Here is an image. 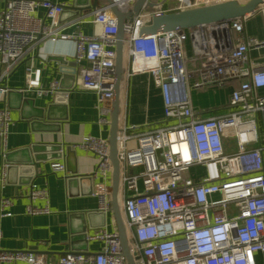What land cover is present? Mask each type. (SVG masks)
Instances as JSON below:
<instances>
[{
  "label": "built area",
  "instance_id": "1",
  "mask_svg": "<svg viewBox=\"0 0 264 264\" xmlns=\"http://www.w3.org/2000/svg\"><path fill=\"white\" fill-rule=\"evenodd\" d=\"M112 0L131 13L124 19V73L148 72L160 90L165 124L120 125L116 137L119 160L118 203L129 251L135 264H264V35H244L246 19L258 14L264 33V2L249 15L140 34V27L153 14L174 12L221 0H175L174 6L142 0ZM73 4L53 0H4L0 9V79L23 65L21 88L0 84V98L9 90L33 91L37 97L76 90L96 94L98 123L109 124L114 86L117 18L111 4L94 8L90 17L61 22L60 15ZM43 9V16L36 13ZM93 23L97 32L82 31ZM214 31V37L211 31ZM49 41H71L75 71L68 87L59 79L41 83L42 66L24 62L29 48ZM239 81L230 93L226 111L204 114L192 104L191 92L209 86L222 87ZM8 106L0 107V141L5 144L11 124ZM232 140L235 149L225 150ZM253 146V144H257ZM78 146L96 158L92 194L97 209L110 208L112 164L108 140L82 136ZM64 170L61 162L51 164ZM202 166L203 174L188 170ZM7 164L0 180L5 183ZM29 197H44L46 191L32 186ZM10 199L0 200V216ZM30 214L48 212L27 206ZM2 233L0 230V239ZM104 247L96 253L66 252L51 261L30 249L0 247V264H129L122 254L116 231L105 228L87 235Z\"/></svg>",
  "mask_w": 264,
  "mask_h": 264
},
{
  "label": "crops",
  "instance_id": "2",
  "mask_svg": "<svg viewBox=\"0 0 264 264\" xmlns=\"http://www.w3.org/2000/svg\"><path fill=\"white\" fill-rule=\"evenodd\" d=\"M53 1L74 5L76 0ZM154 1L162 2L165 8L174 6L176 2ZM3 3L4 0H0V9ZM92 3L93 0H89L88 7L79 6L76 15L74 11L77 9H67L61 15V22L77 18L80 13L89 18L91 10L107 4V1L97 0L95 6ZM36 13L43 16L44 11L38 8ZM254 15L246 19L244 35L263 37L262 19L258 14V17ZM81 29L92 34L99 27L93 23H83ZM73 52L71 41H45L29 48L24 62L31 59L42 66L43 85L57 78L66 88L71 83L72 70H75ZM56 57H62L65 64L58 62ZM123 68L125 73L128 70L126 58ZM2 71L3 65L0 62V74ZM24 82L23 65L15 67L0 79L1 85L10 88H21ZM238 83L232 81L219 88L212 86L213 94L207 97L200 96L205 88L194 90L191 92L192 104L204 109L203 115L226 111L230 93ZM4 105L10 110L12 122L5 144L0 141V170L3 163L9 166L5 183L2 184L0 180V200L8 198L11 204L5 209L9 215L0 216V247L5 250L30 249L45 254L51 261L66 252L101 251L104 242L87 239V235L102 228L118 233V228L111 205L107 212L99 211L97 198L92 194L98 182V178L91 176L96 167L94 154L76 145L82 136L87 135L108 140L109 124H101L97 120L99 111L96 94L76 90L67 94L59 91L54 95L37 97L33 91L13 92L0 98V107ZM166 122L160 90L151 75L148 72L124 75L119 97L118 124L150 127ZM261 144L264 145V140H261ZM234 149V142L228 141L225 150L232 152ZM53 162H61L64 170H54L51 166ZM67 176H71L69 181ZM32 186L44 189L46 195L31 199L28 193ZM28 205L37 208L47 206L48 212L30 214L27 212Z\"/></svg>",
  "mask_w": 264,
  "mask_h": 264
},
{
  "label": "water",
  "instance_id": "3",
  "mask_svg": "<svg viewBox=\"0 0 264 264\" xmlns=\"http://www.w3.org/2000/svg\"><path fill=\"white\" fill-rule=\"evenodd\" d=\"M107 3L111 4V10L117 18V33H116V42H115V60H114V86L112 92V101L110 108V122H109V159L112 164L111 172V182H110V205L113 212V216L118 228V236L120 239L122 254L129 264H135L134 259L137 256H133L130 253L128 247V241L126 236V231L122 216L119 209L118 203V190H119V160L117 157V146H116V137L118 131V115H119V97L121 83L124 78V29L123 23L124 19L129 16L131 10L124 11L118 8L115 4L112 3V0H106ZM97 0H93L92 5L95 6ZM264 0H247L246 2H241L239 0H224L217 1L211 4H206L202 6H197L193 8H187L174 12L158 13L153 14L144 24L140 27V34H153L157 32H163L171 29H187L192 28L202 24L215 23L222 20H229L232 18H238L242 16L249 15L254 12L258 5L263 3ZM142 4V0H138L133 5V11L138 12ZM80 7H88L89 0L80 3L78 0L75 1V4L72 6L74 15L79 12ZM67 10L63 11L65 13ZM60 15V19H61ZM212 36L214 37V31H211ZM58 62L65 64V60L62 57H56ZM75 71V70H72ZM72 76V75H71ZM13 92L22 93V91L12 89L9 90L7 95H10ZM6 95V96H7ZM66 103V101H64ZM9 168L7 165L6 170ZM68 181L71 179V176H67ZM102 214V212H99ZM74 252V251H73Z\"/></svg>",
  "mask_w": 264,
  "mask_h": 264
},
{
  "label": "rangeland",
  "instance_id": "4",
  "mask_svg": "<svg viewBox=\"0 0 264 264\" xmlns=\"http://www.w3.org/2000/svg\"><path fill=\"white\" fill-rule=\"evenodd\" d=\"M221 1H224V0H221ZM239 1H241V2H246L247 0H239ZM254 16H257L258 17V15L256 14V15H254ZM252 31H253V29H252ZM214 87H212V86H209V87H206L205 89H204V93H201L200 94V96L201 95H203L204 97H207V96H209V95H211V94H213V89ZM219 88V87H218ZM202 92V91H201ZM194 167V168H193ZM193 167H191L190 168V174H193L192 176H194V175H196L197 173H199V174H203L204 172H203V170H202V166H197V167H195V166H193Z\"/></svg>",
  "mask_w": 264,
  "mask_h": 264
}]
</instances>
